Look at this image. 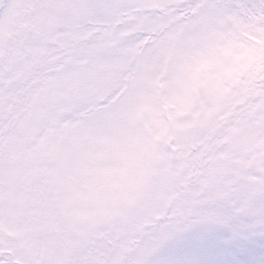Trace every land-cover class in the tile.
<instances>
[{
  "label": "snow or ice",
  "instance_id": "1",
  "mask_svg": "<svg viewBox=\"0 0 264 264\" xmlns=\"http://www.w3.org/2000/svg\"><path fill=\"white\" fill-rule=\"evenodd\" d=\"M0 264H264V0H0Z\"/></svg>",
  "mask_w": 264,
  "mask_h": 264
}]
</instances>
